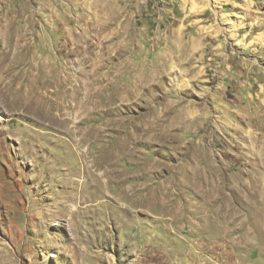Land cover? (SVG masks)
Instances as JSON below:
<instances>
[{
  "label": "rangeland",
  "instance_id": "rangeland-1",
  "mask_svg": "<svg viewBox=\"0 0 264 264\" xmlns=\"http://www.w3.org/2000/svg\"><path fill=\"white\" fill-rule=\"evenodd\" d=\"M0 264H264V0H0Z\"/></svg>",
  "mask_w": 264,
  "mask_h": 264
}]
</instances>
